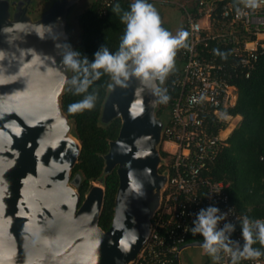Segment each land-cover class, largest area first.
Wrapping results in <instances>:
<instances>
[{"label":"water","instance_id":"obj_1","mask_svg":"<svg viewBox=\"0 0 264 264\" xmlns=\"http://www.w3.org/2000/svg\"><path fill=\"white\" fill-rule=\"evenodd\" d=\"M77 2L58 1L37 21L28 7L11 14L0 2V264H129L160 206L159 97L135 78L127 87L112 81L103 108L105 124L122 121L105 155L104 174L119 176L110 228L99 225L103 187H91L80 205V177L70 175L82 147L62 110L68 69L57 48Z\"/></svg>","mask_w":264,"mask_h":264},{"label":"built area","instance_id":"obj_2","mask_svg":"<svg viewBox=\"0 0 264 264\" xmlns=\"http://www.w3.org/2000/svg\"><path fill=\"white\" fill-rule=\"evenodd\" d=\"M95 1L101 14L106 15L119 0ZM155 1L148 0L151 4ZM182 1L177 5L185 14L183 30L189 33L190 50L179 49L185 66L165 89L170 99L161 103L170 113L160 143L166 155H161L159 168H164L167 182L149 238L129 264H180L179 257L192 240L203 241L191 228L200 209L209 206L228 213L224 222L235 225L231 239L241 246L244 243L239 220L245 216L232 202V184L212 173L231 133L225 135L228 127L221 126L218 132L213 128L224 119L230 124L234 115L229 111L239 99L236 80L249 78L264 55V2L250 10L238 0ZM214 49L226 53L227 59L216 55ZM213 264L231 261L222 254L221 261ZM238 264H264V256Z\"/></svg>","mask_w":264,"mask_h":264},{"label":"trees","instance_id":"obj_3","mask_svg":"<svg viewBox=\"0 0 264 264\" xmlns=\"http://www.w3.org/2000/svg\"><path fill=\"white\" fill-rule=\"evenodd\" d=\"M46 4L49 0H39ZM92 5L82 14L77 16V24L80 28V41L74 50L80 52L81 58L87 57L89 62L94 60V54L106 46L110 51L118 50L120 39L124 33L125 25L120 20L123 11L129 9L131 2L119 0L108 9L106 15H102L98 3L91 0ZM119 4L121 13L113 11ZM74 73L71 71V77ZM109 75H102L93 83L89 92H95L97 100L92 110L83 113L71 114L68 106L83 99L82 95H74L72 86L69 85L61 96V106L64 114L73 124V135L81 144V152L78 162L72 170L74 178L80 177L77 187L80 194V205L84 202L92 181L103 178L105 170V155L110 150V142L117 139L122 121L117 118L108 124L102 121L104 104L109 95L112 85ZM239 89L237 106L229 113L235 117H243L241 126L235 130L230 139L231 146L225 147L220 153L216 164L212 169L213 175L219 180L231 182V199L239 212L250 220L264 221V55L261 57L256 69L249 78L241 77L236 80ZM161 112H158L160 115ZM223 124L213 128L218 132ZM162 156L166 154L161 152ZM164 168L160 169L162 173ZM81 173L84 175L82 181ZM247 176L256 184L255 194L261 195L251 211L242 207L238 200L240 192L245 190L240 187L242 178ZM247 181V180H246ZM106 187L104 208L100 217L99 225L103 230H108L114 217L116 194L119 187V176L114 170L106 175L104 180ZM247 190V189H246ZM256 246V245H255ZM257 247V246H256ZM264 251V247H257Z\"/></svg>","mask_w":264,"mask_h":264},{"label":"clouds","instance_id":"obj_4","mask_svg":"<svg viewBox=\"0 0 264 264\" xmlns=\"http://www.w3.org/2000/svg\"><path fill=\"white\" fill-rule=\"evenodd\" d=\"M262 2L264 0H238V3L250 10L260 8ZM113 11L121 13L120 5L117 4ZM239 11L237 7V12ZM120 20L125 29L118 50L112 52L102 46L94 54L92 62L86 56L81 58L80 52L73 50L70 45L57 44L62 55L61 63L74 73L69 81L73 94L83 96V99L68 106L69 113H83L94 109L97 95L89 92V88L105 74L122 87H127L130 79H138L146 89L159 97V102L167 103L170 99L162 93L159 85L176 70L177 51L190 50L189 33L181 29L173 35L162 27L160 14L148 0H134L129 9L122 12ZM213 51L222 59H227L226 53H221L218 49ZM227 217L228 213H221L215 206L202 208L196 214L191 231L203 237L201 247L205 253L215 262L221 261L222 254L227 255L231 264L264 256V252L253 247L257 243L264 247V221L250 220L246 216L239 220L244 241L241 246L238 241L231 239L235 225L224 222ZM221 222H224L222 227Z\"/></svg>","mask_w":264,"mask_h":264},{"label":"rangeland","instance_id":"obj_5","mask_svg":"<svg viewBox=\"0 0 264 264\" xmlns=\"http://www.w3.org/2000/svg\"><path fill=\"white\" fill-rule=\"evenodd\" d=\"M1 1H5V0H0V2ZM6 1L9 3L11 14H15L16 12L17 13L21 12L24 9V7H28V15L30 16L31 21H37L45 14V12L51 6H53L58 1H63V0H49L44 5L41 4L39 0H6ZM179 2L182 3L183 1L182 0H156L152 4V5H154V7L157 9L158 13L160 14V17L162 20V26L164 28H166L168 31H170L173 35H175L178 31L183 29L184 20H185V14H184L183 10H181V8L177 5V3H179ZM91 5H92L91 0H78V2L75 5H72L66 13L67 39L64 41V44L70 45L73 50H74L75 45L80 41V34H81L80 28H79L77 21H76L77 16L84 13ZM178 51H177V56H176V70L168 75V77L166 78L165 82L162 85H159L163 94H164L165 89L168 86L170 80L173 78V76L180 73L185 66V63L182 60L181 56L179 55ZM67 73H68V79H67L66 84L63 88L62 95L65 92V90L68 88V86L71 85L69 83V81L71 79V70L68 69ZM60 100H61V98H60ZM158 112H161L160 115L158 114ZM155 113H156V117L162 121L163 126H165L169 122L170 113H169L168 109L166 110L164 108L163 104H161V102H159V100H158V104H157ZM233 117H235V116H233ZM242 120H243V117L240 116V117H237L233 120V122L236 124L235 127L232 125V124H234L233 122L230 124L234 128V130L232 128H230V131H232V130L233 131L231 132V134L229 133L230 135L226 141L227 147L231 146L230 139L233 138L235 130H237L241 126ZM223 122H224L223 123L224 129H226L229 126V122H227L226 119H224ZM69 136L77 139L73 135V124L71 121H70ZM162 147L163 146H161V144H159L157 147L160 154L163 150ZM70 176H71V181H72L74 179V176L72 173ZM81 178H82V181L85 178L82 173H81ZM105 178H106V175L104 174L102 179L105 180ZM241 178H242V176H241ZM100 180L101 179H99L97 181H92L90 184V189L93 186H102L103 189L106 190L105 184L102 183ZM242 181L243 182L240 183L241 191H242V189L245 191L239 193L238 200L242 204L243 208L247 209L248 211H251L254 208L255 204L259 200H261V195L263 194V191H262V193L260 192L258 195L255 194L256 184L253 183L252 179H250L248 176H247V179H244V177H243ZM75 189L77 190V188H75ZM194 241H197V240H192V242H194ZM255 245L257 247L261 246L259 243L255 244Z\"/></svg>","mask_w":264,"mask_h":264},{"label":"crops","instance_id":"obj_6","mask_svg":"<svg viewBox=\"0 0 264 264\" xmlns=\"http://www.w3.org/2000/svg\"><path fill=\"white\" fill-rule=\"evenodd\" d=\"M179 262L180 264H213L215 261L205 253L202 247L188 245L180 255Z\"/></svg>","mask_w":264,"mask_h":264},{"label":"bare ground","instance_id":"obj_7","mask_svg":"<svg viewBox=\"0 0 264 264\" xmlns=\"http://www.w3.org/2000/svg\"><path fill=\"white\" fill-rule=\"evenodd\" d=\"M235 118H237V117H234V118H232V120L230 121V124L233 122V120L235 119ZM234 123V122H233ZM229 124V126H228V128H227V130H226V132H225V135H228L229 133H231L233 130H234V128L231 126ZM234 127L236 126V124L234 123V124H232ZM230 128H232L233 130L232 131H230ZM96 185V184H95ZM102 187V186H101Z\"/></svg>","mask_w":264,"mask_h":264}]
</instances>
